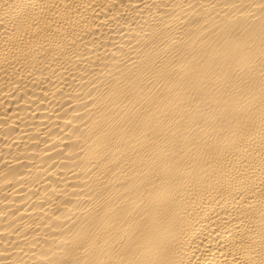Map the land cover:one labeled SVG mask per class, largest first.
Masks as SVG:
<instances>
[{"label": "bare ground", "instance_id": "1", "mask_svg": "<svg viewBox=\"0 0 264 264\" xmlns=\"http://www.w3.org/2000/svg\"><path fill=\"white\" fill-rule=\"evenodd\" d=\"M0 264H264V0H0Z\"/></svg>", "mask_w": 264, "mask_h": 264}]
</instances>
